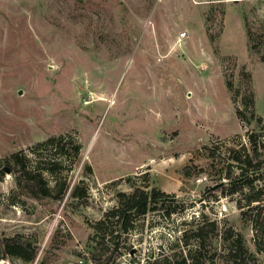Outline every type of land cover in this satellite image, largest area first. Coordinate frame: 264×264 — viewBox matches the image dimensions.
<instances>
[{"label": "rangeland", "instance_id": "1", "mask_svg": "<svg viewBox=\"0 0 264 264\" xmlns=\"http://www.w3.org/2000/svg\"><path fill=\"white\" fill-rule=\"evenodd\" d=\"M245 17L264 49V0H0V245L23 240L35 256L0 252V264H96L91 224L132 192L128 178L180 204L139 218L108 264L180 259L194 244L184 231L202 215L255 252L240 195L207 191L239 173L227 155L251 153L250 133L264 149V61L249 49ZM237 110L262 121L248 125ZM58 137L66 156L47 143L38 166L57 162L55 174L42 172L64 198L19 190L6 159L21 152L35 168L33 150ZM210 241L221 249V234Z\"/></svg>", "mask_w": 264, "mask_h": 264}, {"label": "trees", "instance_id": "2", "mask_svg": "<svg viewBox=\"0 0 264 264\" xmlns=\"http://www.w3.org/2000/svg\"><path fill=\"white\" fill-rule=\"evenodd\" d=\"M223 13V11H221ZM245 25L247 29V37L249 49L252 54L258 55L261 61H264V49L257 41V37L252 30L250 23L245 17ZM212 38V36L210 35ZM249 81V80H248ZM248 85L250 86L249 82ZM230 89L231 86L229 87ZM248 98L252 100L251 91ZM248 99V100H249ZM253 103L252 101H248ZM253 105V104H252ZM238 117L246 124L252 122H261L262 118L256 116L254 112L246 113L237 110ZM261 135L259 133H250L248 138L251 146V153L242 147V149H231L228 152L227 160L230 167H235L239 173H235L234 177L229 171L228 183H218L216 187H209L207 191H219L223 197L240 195L237 198V207L241 210V219L245 223H250L254 231L253 242L255 252L251 251L247 240L243 233L235 231L233 227H223L216 221H211L205 215L195 220L194 225L184 231L183 238H189L194 244L188 243L186 240V251L182 253L180 259H167L166 264H218L222 260L225 264H248V261L254 260L252 264H257L255 254L264 255V149L260 142ZM64 137L52 138L46 143L38 145L33 153L36 155V167H29V159L21 152L12 154L6 159L5 165L10 173L14 175L17 188L25 191L35 198L55 197L64 198L63 194L52 196L43 177V172L48 171L55 174L53 166H57V162L52 161L51 167L43 169L38 165L43 161L41 157V147L50 143L57 152L56 155L66 156L63 144ZM40 148V149H39ZM82 147L79 143H74L73 152L80 155ZM131 178L128 183L133 188L131 193H118V204L116 207L106 211L103 218L91 227L94 230L93 240L96 242L98 252L92 255V259L96 264H108L103 257L108 251L119 253L122 245L121 236L128 234L135 228L136 221L148 215L150 212L163 210L167 216L176 213V207L180 204L179 200L171 198L165 192L153 188L150 191L134 184ZM64 193V192H63ZM84 194V193H83ZM73 198H81L82 193L78 186L72 189ZM166 200H171L174 207H166ZM221 234L222 246L219 251L208 249L211 239ZM0 252L3 257L17 256L27 262H32L35 256L31 254L29 244L23 240L10 239L0 245Z\"/></svg>", "mask_w": 264, "mask_h": 264}, {"label": "built area", "instance_id": "3", "mask_svg": "<svg viewBox=\"0 0 264 264\" xmlns=\"http://www.w3.org/2000/svg\"><path fill=\"white\" fill-rule=\"evenodd\" d=\"M80 264H93L91 261H85L84 259H80Z\"/></svg>", "mask_w": 264, "mask_h": 264}, {"label": "water", "instance_id": "4", "mask_svg": "<svg viewBox=\"0 0 264 264\" xmlns=\"http://www.w3.org/2000/svg\"><path fill=\"white\" fill-rule=\"evenodd\" d=\"M231 1L238 2V1H240V0H231ZM6 171H7L8 173H10V171H9L8 168L6 169Z\"/></svg>", "mask_w": 264, "mask_h": 264}]
</instances>
